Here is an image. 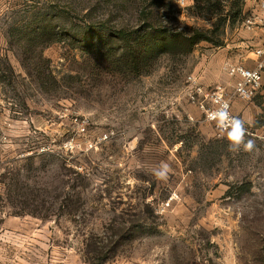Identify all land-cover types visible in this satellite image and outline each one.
<instances>
[{
    "label": "rangeland",
    "instance_id": "rangeland-1",
    "mask_svg": "<svg viewBox=\"0 0 264 264\" xmlns=\"http://www.w3.org/2000/svg\"><path fill=\"white\" fill-rule=\"evenodd\" d=\"M193 5L0 0V264H264V100L230 150L187 97L219 46L147 27L210 29Z\"/></svg>",
    "mask_w": 264,
    "mask_h": 264
},
{
    "label": "crops",
    "instance_id": "crops-1",
    "mask_svg": "<svg viewBox=\"0 0 264 264\" xmlns=\"http://www.w3.org/2000/svg\"><path fill=\"white\" fill-rule=\"evenodd\" d=\"M262 1L264 0L244 1L243 12L247 16H258L261 20H257L252 28H247L243 22L239 23L235 28L233 39L226 40L219 47L206 48L207 50L200 54V63L195 73L205 87L221 85L225 88L231 98L233 113L244 122L247 128L252 126L260 112L261 104L258 101L264 100V68L262 87L257 96L250 101L242 100L234 95L237 78L230 76L227 68L242 65L255 69L260 61H264V12L258 6ZM258 50H262L263 55H257ZM189 109L196 112V107L192 105H189Z\"/></svg>",
    "mask_w": 264,
    "mask_h": 264
},
{
    "label": "trees",
    "instance_id": "trees-1",
    "mask_svg": "<svg viewBox=\"0 0 264 264\" xmlns=\"http://www.w3.org/2000/svg\"><path fill=\"white\" fill-rule=\"evenodd\" d=\"M164 1V0H161ZM172 2L173 0H168ZM245 0H194L193 9L195 14L204 16L207 21H213L210 29L192 28V31H175L169 32L165 28L156 29L153 25H148L155 33L159 32L164 46L168 44V48L175 54L186 55L193 51V47L201 41L213 42L215 46H221L222 43L214 38L221 29L226 25H232L235 23H242L246 18V14L243 12V5ZM141 11L143 19L146 17V13ZM149 19V18H147ZM192 32V33H191ZM120 39L126 44L131 42L145 43L147 40L143 37L137 36L133 38V35L127 36L122 34ZM211 36V37H210Z\"/></svg>",
    "mask_w": 264,
    "mask_h": 264
},
{
    "label": "built area",
    "instance_id": "built-area-1",
    "mask_svg": "<svg viewBox=\"0 0 264 264\" xmlns=\"http://www.w3.org/2000/svg\"><path fill=\"white\" fill-rule=\"evenodd\" d=\"M181 4H184L185 0H178ZM259 9L264 12V1L259 3ZM257 20H261L258 16H247L243 24L247 28H252L257 23ZM257 55H263L262 50L256 52ZM264 68V61H260L255 69H249L242 65L232 66L227 68V72L230 76L237 78L234 85V95L242 100L250 101L254 99L259 93L262 82V70ZM187 97L189 102L198 108L205 116L207 122L213 124L216 133L220 137H226V133L217 128L215 122L210 121L207 117L209 111L215 109L218 106V102L227 101L229 104V110L233 117L239 118L232 111L231 98L226 93V90L221 85H215L212 87H205L197 76L190 75L188 77ZM240 119V118H239ZM245 126V125H244ZM246 135L249 130L246 128Z\"/></svg>",
    "mask_w": 264,
    "mask_h": 264
},
{
    "label": "clouds",
    "instance_id": "clouds-1",
    "mask_svg": "<svg viewBox=\"0 0 264 264\" xmlns=\"http://www.w3.org/2000/svg\"><path fill=\"white\" fill-rule=\"evenodd\" d=\"M207 117L210 121L215 122L218 129L226 133L230 150H239L241 146L245 151H251L253 149V141L245 140L246 129L244 122L241 119L231 115L227 101L218 102V106L215 109L209 111ZM169 171L170 168L168 164L161 163V165L155 171V175L159 179H167Z\"/></svg>",
    "mask_w": 264,
    "mask_h": 264
}]
</instances>
